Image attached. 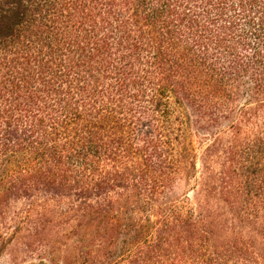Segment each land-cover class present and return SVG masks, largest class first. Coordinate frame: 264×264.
Wrapping results in <instances>:
<instances>
[{
  "label": "trees",
  "instance_id": "trees-1",
  "mask_svg": "<svg viewBox=\"0 0 264 264\" xmlns=\"http://www.w3.org/2000/svg\"><path fill=\"white\" fill-rule=\"evenodd\" d=\"M4 253L264 264V0H0Z\"/></svg>",
  "mask_w": 264,
  "mask_h": 264
},
{
  "label": "rangeland",
  "instance_id": "rangeland-1",
  "mask_svg": "<svg viewBox=\"0 0 264 264\" xmlns=\"http://www.w3.org/2000/svg\"><path fill=\"white\" fill-rule=\"evenodd\" d=\"M189 131L191 133V139L193 141V145L196 150V153L197 155H200L206 143V139L203 137L200 131H196L194 128L190 129ZM190 185L191 184L187 183L184 176H180L175 180L172 192L175 196H182L187 194V196L190 197L192 195ZM0 264H12L11 259L7 253L1 255Z\"/></svg>",
  "mask_w": 264,
  "mask_h": 264
}]
</instances>
